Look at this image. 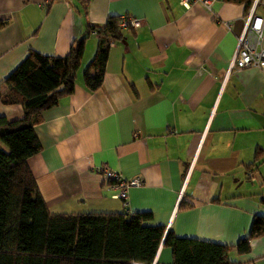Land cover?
<instances>
[{"label": "crops", "instance_id": "crops-1", "mask_svg": "<svg viewBox=\"0 0 264 264\" xmlns=\"http://www.w3.org/2000/svg\"><path fill=\"white\" fill-rule=\"evenodd\" d=\"M255 11L264 14V0ZM248 12L229 0L212 8L180 0H0V115L8 119L22 118L24 107L1 93L30 51L65 56L90 25L122 14L140 20L111 43L96 91L83 79L98 47L90 34L74 91L35 125L42 149L28 162L52 212L151 211L164 238L173 229L236 244L250 233L264 215V70L232 67ZM104 164L142 177L128 204L98 170ZM229 257L264 264V233ZM155 260L171 264V249L162 243Z\"/></svg>", "mask_w": 264, "mask_h": 264}, {"label": "trees", "instance_id": "trees-1", "mask_svg": "<svg viewBox=\"0 0 264 264\" xmlns=\"http://www.w3.org/2000/svg\"><path fill=\"white\" fill-rule=\"evenodd\" d=\"M229 1L244 3L246 11L254 2ZM120 20L114 15L103 25H90L65 56L30 51L6 78L9 87L1 99L21 102L24 116L0 115V264H152L162 243L172 251L171 264H242L229 252L235 247L240 253L250 250L252 238L264 233V215L254 218L248 235L228 244L178 236L173 229L164 238L166 227L150 223L151 211L54 213L48 207L28 162L42 149L35 125L43 110L74 91L94 31L98 47L83 79L92 91L102 86L111 43L123 38Z\"/></svg>", "mask_w": 264, "mask_h": 264}, {"label": "built area", "instance_id": "built-area-1", "mask_svg": "<svg viewBox=\"0 0 264 264\" xmlns=\"http://www.w3.org/2000/svg\"><path fill=\"white\" fill-rule=\"evenodd\" d=\"M50 1V0H48ZM69 1V0H67ZM216 0H180V2L190 7L195 2H202L209 8H212ZM258 0H254L249 12L245 16L244 27L238 35V47L233 59L234 68H242L246 66H258L264 70V14H258L255 7ZM120 26L137 27L140 25L138 17L130 14L120 15ZM94 33L97 34L96 31ZM106 179L111 181L118 188L117 195L123 199L124 204H128L129 188L133 185H139L143 182L142 177L136 176L125 178L119 171L110 169L106 164L99 167ZM156 260L152 264H155ZM131 264H141L139 261H133Z\"/></svg>", "mask_w": 264, "mask_h": 264}, {"label": "rangeland", "instance_id": "rangeland-1", "mask_svg": "<svg viewBox=\"0 0 264 264\" xmlns=\"http://www.w3.org/2000/svg\"><path fill=\"white\" fill-rule=\"evenodd\" d=\"M84 63V62H83ZM153 263V262H152Z\"/></svg>", "mask_w": 264, "mask_h": 264}]
</instances>
